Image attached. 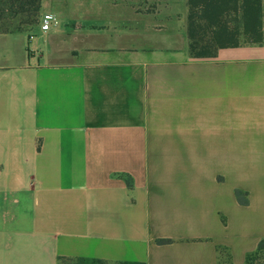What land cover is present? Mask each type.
<instances>
[{"label": "crops", "instance_id": "obj_1", "mask_svg": "<svg viewBox=\"0 0 264 264\" xmlns=\"http://www.w3.org/2000/svg\"><path fill=\"white\" fill-rule=\"evenodd\" d=\"M141 2L0 32V264H245L264 239V44L194 59L188 0Z\"/></svg>", "mask_w": 264, "mask_h": 264}, {"label": "trees", "instance_id": "obj_2", "mask_svg": "<svg viewBox=\"0 0 264 264\" xmlns=\"http://www.w3.org/2000/svg\"><path fill=\"white\" fill-rule=\"evenodd\" d=\"M188 5L187 35L192 58L212 59L221 49L264 44V0H188ZM41 7L42 0H0V15L18 9L37 15ZM237 197L241 203H246L240 191H237ZM219 251L220 264H233L229 250L220 248ZM64 261L68 260H61V263ZM69 261L88 263L85 260ZM91 263L105 264L102 261ZM245 264H264V239L247 256Z\"/></svg>", "mask_w": 264, "mask_h": 264}, {"label": "rangeland", "instance_id": "obj_3", "mask_svg": "<svg viewBox=\"0 0 264 264\" xmlns=\"http://www.w3.org/2000/svg\"><path fill=\"white\" fill-rule=\"evenodd\" d=\"M142 1L144 3L147 0H142ZM151 2L152 0H149L148 3L149 6L141 2V8H148L151 12V8L153 4H154L153 8H157L158 0L156 1V3L153 2L151 3ZM188 14H189V10H188ZM188 14H187V24H188ZM42 18H43L42 8L37 15H34L32 11L26 12V11H22V9L14 10L13 12L8 11L7 13H5V15H0V32L1 33H17V32L31 33L36 28L41 26ZM233 24L236 26L237 25L236 21ZM61 264H93V263L91 262L80 263L77 261L68 260L62 262Z\"/></svg>", "mask_w": 264, "mask_h": 264}, {"label": "built area", "instance_id": "obj_4", "mask_svg": "<svg viewBox=\"0 0 264 264\" xmlns=\"http://www.w3.org/2000/svg\"><path fill=\"white\" fill-rule=\"evenodd\" d=\"M58 20L50 14L44 15L42 18V24H41V29L43 31H48L51 29L53 25H57Z\"/></svg>", "mask_w": 264, "mask_h": 264}]
</instances>
